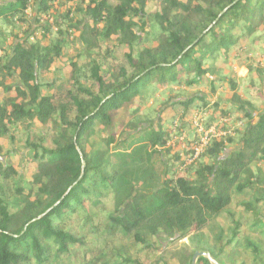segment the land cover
Listing matches in <instances>:
<instances>
[{
	"label": "trees",
	"instance_id": "obj_1",
	"mask_svg": "<svg viewBox=\"0 0 264 264\" xmlns=\"http://www.w3.org/2000/svg\"><path fill=\"white\" fill-rule=\"evenodd\" d=\"M152 1L0 0V88L13 75L23 85L20 102L0 103V140L22 135L36 163L22 183L15 165L0 162V264H191L197 252L198 264H264V112L255 121L250 110L259 79L253 67L246 78L233 70L264 54V0H161L151 13ZM72 3L89 20L84 52L57 84L45 78L67 51L60 40L70 11L42 26L47 46L29 22ZM219 91L228 96L214 100ZM125 109L134 128L148 127L109 157L115 136L88 151L98 127ZM197 114L204 131L226 134L210 135L196 157ZM171 144L149 199L132 181ZM161 235L179 248L177 259L159 253Z\"/></svg>",
	"mask_w": 264,
	"mask_h": 264
},
{
	"label": "rangeland",
	"instance_id": "obj_2",
	"mask_svg": "<svg viewBox=\"0 0 264 264\" xmlns=\"http://www.w3.org/2000/svg\"><path fill=\"white\" fill-rule=\"evenodd\" d=\"M161 0H153L151 4L149 5V10L151 13H156L159 11V5ZM70 11V23L69 29L64 30V35L61 36V43L64 46V49L67 51L64 52V55L57 59L55 64L52 66L50 72L46 76V80L49 82L54 83H60L61 81H67V67L68 64L74 60L77 55H80L84 52V47L81 45L79 41L80 37V30L82 27L86 24H88L89 20L84 15L83 6L79 3H72L65 9H58L57 11L53 12L51 16L45 17L44 21L40 25H35L32 22L34 21V17L31 18L30 30L31 33H35V38L39 40L41 44L44 46H47L50 43V36L47 35L43 37V25H55L58 26L61 24V21L64 16L66 15V12ZM30 15H32V12H30ZM136 22L138 19L135 20ZM139 25H142L139 23ZM21 29L19 32V38H21L25 32L27 31V26L24 24H20ZM63 29H65L63 27ZM36 30V31H35ZM68 39V42H64L62 40ZM247 66L244 68H239L238 66H234L233 69L236 74L239 76H244L247 74V71L250 72V67H253V75L255 78L259 79V85H257V88H253L251 90V93H261L264 96V55L263 53H260L258 57H255L253 59H249L247 62ZM247 70V71H246ZM213 77H216L217 72L212 73ZM250 86H253L252 84ZM23 88L22 83L19 80V77L17 75H13L12 77H7L6 79V86L5 88H0V103L4 101H11V102H20V98L18 96V93L16 92V88ZM195 93L203 95L207 97L206 92L203 90L196 91ZM193 93L188 92V95H191ZM173 99H179L180 97L172 96ZM208 98V97H207ZM214 100L217 99V96L212 97ZM211 98V99H212ZM263 100H252L254 103V106L256 104H259ZM256 118L257 116L254 115ZM131 116L126 113V109L116 117L113 126L111 127H105L104 125H100L98 127V131L96 134L93 135V137L90 139V144L88 147V151H90L91 146L97 144L101 139L115 136V144L107 148L106 151L103 153V155L106 157L111 156L113 153H115L116 148L119 147V145L123 141H129L131 136L135 135L138 131L144 130L148 127V125H139L137 128H134V126L131 124ZM30 124L28 122H22L21 125L17 126L19 128L20 132H24V128H28ZM137 125V124H136ZM39 127V125H37ZM36 127V126H35ZM22 132V133H23ZM25 133V132H24ZM23 133V135H24ZM195 137V131H190L188 134V141H192ZM12 136L11 134L4 135L0 140V145L2 150H0V162L3 164L11 163L16 166L17 171L20 176L19 182L25 183L32 180L33 174L35 173L36 169V163L32 159V151L31 149L26 146V144L21 140L22 135L18 137H15L14 140H11ZM168 151H161V153L154 157L153 163H152V170L145 174V172H138L134 180L132 181L133 186L135 190L139 193H146L149 196V199H152L154 197V192L161 187L163 182V173L165 171L166 165L168 163V155L169 152L175 153L177 147L174 145H169L167 148ZM103 156V157H104ZM261 184L258 185V189L263 192L264 191V172L262 175ZM234 212V210H233ZM226 220V219H225ZM224 221V220H223ZM160 244H159V253L164 254L166 253L167 257H171L170 260L177 259L178 255L181 253L178 247H174L171 243V240H168L165 236H160ZM182 243H188L187 239L183 240ZM262 246L264 249V242H262ZM200 253V252H199ZM204 256H199L194 261V264H198L199 259ZM210 264L211 261L209 260ZM191 264H193V258L191 261Z\"/></svg>",
	"mask_w": 264,
	"mask_h": 264
},
{
	"label": "built area",
	"instance_id": "obj_3",
	"mask_svg": "<svg viewBox=\"0 0 264 264\" xmlns=\"http://www.w3.org/2000/svg\"><path fill=\"white\" fill-rule=\"evenodd\" d=\"M193 127L197 133L201 134V143L195 149L196 157L202 152L203 148L207 145L210 135L224 136L226 133H219L215 128H211L208 131H204L203 118L198 115L193 119Z\"/></svg>",
	"mask_w": 264,
	"mask_h": 264
},
{
	"label": "crops",
	"instance_id": "obj_4",
	"mask_svg": "<svg viewBox=\"0 0 264 264\" xmlns=\"http://www.w3.org/2000/svg\"><path fill=\"white\" fill-rule=\"evenodd\" d=\"M264 55V54H263ZM250 57V56H249ZM242 68H244V67H242ZM234 70V69H233ZM247 71V70H246ZM235 72V71H234ZM238 75V74H237ZM239 76V75H238ZM249 76V71H247V74L246 75H244V76H240V77H242V78H246V77H248ZM226 94V96H228V93L227 92H225V91H219V93H218V95H216L217 96V98L219 99L220 98V100H221V95H225ZM216 100V99H215ZM252 100H263L262 102H260L259 104H256L255 106H254V103L252 102ZM250 102L253 104V107L252 108H250V110L252 111V113H253V115H256L257 117L255 118V121L258 119V116L262 113V112H264V96H263V94H261V93H257V97H251L250 98ZM229 106V105H228Z\"/></svg>",
	"mask_w": 264,
	"mask_h": 264
},
{
	"label": "water",
	"instance_id": "obj_5",
	"mask_svg": "<svg viewBox=\"0 0 264 264\" xmlns=\"http://www.w3.org/2000/svg\"><path fill=\"white\" fill-rule=\"evenodd\" d=\"M238 2V0L237 1H235L234 2V4H236ZM233 4V5H234ZM233 5H230L228 8H226L220 15H219V18L221 17V16H223L229 9H231V7L233 6ZM218 18V19H219ZM214 24H216V21H215V23ZM212 27V26H211ZM210 27V28H211ZM81 158H82V168L84 169L85 168V161H84V159H83V156H81ZM199 256H204V254L203 253H199V252H197V253H195V255H194V257H193V264H194V261L196 260V258L197 257H199ZM208 258H209V256H207ZM211 263L212 264H217L216 262H214V261H211Z\"/></svg>",
	"mask_w": 264,
	"mask_h": 264
}]
</instances>
